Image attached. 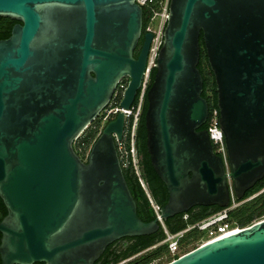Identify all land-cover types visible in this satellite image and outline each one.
<instances>
[{
    "label": "water",
    "instance_id": "obj_1",
    "mask_svg": "<svg viewBox=\"0 0 264 264\" xmlns=\"http://www.w3.org/2000/svg\"><path fill=\"white\" fill-rule=\"evenodd\" d=\"M17 21L0 40V264H95L144 223L115 137L102 129L82 162L73 141L129 82L140 88L152 35L135 0H0ZM213 76L226 163L206 129L199 38ZM142 45L135 56L138 42ZM145 148L163 183L166 221L194 207L225 208L264 178V0H170L144 114ZM167 264H264V219Z\"/></svg>",
    "mask_w": 264,
    "mask_h": 264
},
{
    "label": "built area",
    "instance_id": "obj_2",
    "mask_svg": "<svg viewBox=\"0 0 264 264\" xmlns=\"http://www.w3.org/2000/svg\"><path fill=\"white\" fill-rule=\"evenodd\" d=\"M135 3L142 9L145 8L147 10V22L143 32L152 35L140 88L135 100L129 110L120 108V102L129 82L128 78H122L117 83V87L110 103L78 135L73 141L72 148L79 159L82 162H86L92 145L100 135L103 127L109 121L113 120L118 113L124 115L123 139L117 141L115 137L120 165L122 169L132 170L141 189L148 199L154 219H156L159 225V230L163 233V238L151 248L138 255L123 260L118 264H127L139 255L157 247H165V253L169 259L167 263H169L197 247L223 239L232 233L250 227L254 223L241 227L235 220H233L232 215L236 213L248 199L237 201L233 196L231 185H229L230 202L227 207L211 212L194 223L187 224L182 230L175 233L170 232L165 221L161 218V207L155 204L152 200L141 171L140 158L136 150V130L143 111L146 94L152 82V74L154 73L157 55L162 45L163 32L167 22L170 0H135ZM218 119L219 112L216 108L211 111L206 130L215 154L223 159L226 172H228L226 150ZM181 219L187 223L190 219V215L188 213L182 214ZM191 234L195 235L197 240H194L193 236H190ZM192 243H195L194 246L189 248Z\"/></svg>",
    "mask_w": 264,
    "mask_h": 264
},
{
    "label": "trees",
    "instance_id": "obj_3",
    "mask_svg": "<svg viewBox=\"0 0 264 264\" xmlns=\"http://www.w3.org/2000/svg\"><path fill=\"white\" fill-rule=\"evenodd\" d=\"M147 22V10L143 8V28L144 30ZM17 21H12L10 19L0 18V40L6 39L10 35L11 28ZM144 33V32H143ZM199 46H200V59L198 63V69L203 79V92L202 97L206 99L208 107H209V115L207 123L202 127H206L209 122V116L213 109H216V95L214 93V82L213 76L209 70L205 51L203 48V41L202 35L199 38ZM153 76V74H152ZM208 92L210 95L208 96ZM146 110V99L143 106V111L140 116V120L136 130V150L137 154L140 158V167L143 173V177L146 181L148 192L154 201L155 204L162 207L167 201V193L163 183L159 180L156 176L155 172L153 171L149 156L147 154L145 148V129H144V114ZM201 128V129H202ZM125 181L127 186L131 192L132 197L136 202V211L137 216L140 220L144 223H148L154 220V215L148 199L141 189L136 177L134 176L132 170L130 169H122ZM252 201L243 204L236 213L232 215L233 220L236 223L243 227L246 225H250L254 220L264 216V178L257 182L255 186L249 190L243 200L249 199L252 196H255ZM219 210L217 207H203L198 208L193 211H189L188 214L190 215V219L187 223L182 221V215L175 216L171 219L165 221V224L168 230L172 233H175L179 230H182L187 224L194 223L211 212H215ZM193 236L194 240H197L195 235ZM163 238V233L159 230L157 233L148 236L142 237H134L131 238V241L126 246H118L116 249L110 251L107 255L99 258L95 264H118L123 260H126L134 255H138L143 251L151 248L152 246L156 245L160 242ZM165 247H157L153 250H149L133 261L127 264H148L151 259H157L163 257L165 255ZM43 264V263H42Z\"/></svg>",
    "mask_w": 264,
    "mask_h": 264
},
{
    "label": "flooded vegetation",
    "instance_id": "obj_4",
    "mask_svg": "<svg viewBox=\"0 0 264 264\" xmlns=\"http://www.w3.org/2000/svg\"><path fill=\"white\" fill-rule=\"evenodd\" d=\"M141 45H142V39H140V41L137 44V47H136V50H135V56L137 55V52L139 51ZM202 129H207V128L204 127ZM123 134H124V130H123ZM122 139H123V135H122ZM198 208L200 209V208H203V207H194V208L191 209V211H193L195 209H198ZM5 215H6V210H5V207L2 204V201L0 200V221L3 219V217ZM130 241H131V238H123V239H120V240L112 243L111 245H109L106 248V250L104 251V253L102 254L101 257L107 255L110 251L116 249L118 246H126V245H128L130 243ZM35 264H42V263H35Z\"/></svg>",
    "mask_w": 264,
    "mask_h": 264
},
{
    "label": "rangeland",
    "instance_id": "obj_5",
    "mask_svg": "<svg viewBox=\"0 0 264 264\" xmlns=\"http://www.w3.org/2000/svg\"><path fill=\"white\" fill-rule=\"evenodd\" d=\"M207 94L209 96L210 92H208ZM256 196L257 195L250 197L245 203H248L249 201H252V199H254V197H256ZM245 203H243V204H245ZM262 219H264V216L254 220L252 223H255V222H257L259 220H262ZM194 244L192 243V245H190L189 248H192V246H194ZM168 260H169L168 256H167V254H165L163 257H160V258H157V259H151L148 264H166L168 262Z\"/></svg>",
    "mask_w": 264,
    "mask_h": 264
}]
</instances>
